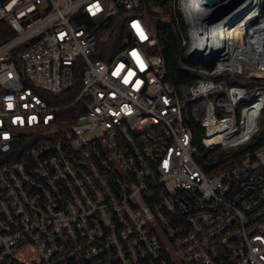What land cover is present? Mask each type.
I'll use <instances>...</instances> for the list:
<instances>
[{
  "label": "built area",
  "instance_id": "built-area-1",
  "mask_svg": "<svg viewBox=\"0 0 264 264\" xmlns=\"http://www.w3.org/2000/svg\"><path fill=\"white\" fill-rule=\"evenodd\" d=\"M153 1L0 0V264H264V144L207 174L184 118L212 149L260 132L264 0H171L185 98Z\"/></svg>",
  "mask_w": 264,
  "mask_h": 264
},
{
  "label": "trees",
  "instance_id": "trees-1",
  "mask_svg": "<svg viewBox=\"0 0 264 264\" xmlns=\"http://www.w3.org/2000/svg\"><path fill=\"white\" fill-rule=\"evenodd\" d=\"M170 1L171 0H157L153 2L159 5H166ZM149 15H152L150 11ZM156 15L157 14H154L152 16L158 21L155 33L159 42V52L165 59V68L168 73L167 78L173 86L180 91L181 97H188V85L194 82L199 74L196 71L194 72L185 68L180 62L178 55L180 39L177 35L176 20L171 18V15L164 19L161 15L158 18H155ZM118 38V34L113 31L109 38V42L107 41L103 43L101 45V52H98L95 56L106 60L110 59L113 51H115V47H119V44L116 43V46L114 45V50L112 51L109 50L102 52V50L105 47H112V41H117ZM82 75V66L78 64L76 66V84L78 86L81 84ZM259 81L261 80L258 78L247 79V82L249 83H256ZM262 116H264V112ZM184 118L193 132L194 144L198 147V153L196 155L197 161L207 174H215L218 170L231 166L241 157V155L253 151L260 145L264 144V130L260 129V132L253 137V141L246 147L232 150H221L219 148L212 149L205 141L204 127L192 117L191 111L186 112Z\"/></svg>",
  "mask_w": 264,
  "mask_h": 264
},
{
  "label": "rangeland",
  "instance_id": "rangeland-1",
  "mask_svg": "<svg viewBox=\"0 0 264 264\" xmlns=\"http://www.w3.org/2000/svg\"><path fill=\"white\" fill-rule=\"evenodd\" d=\"M144 10L146 13H148V15H145V20L153 29L156 28L158 21H156V19H154L152 15L157 14L155 18H158L161 15L163 19L171 15V18L174 19L175 13H177V9L175 8V5L172 1H170L166 5H162V4L159 5L154 2L147 3L144 6ZM149 11L151 12L152 15H149ZM108 36H109V31L104 30L100 32L99 39L105 42L109 40ZM260 121H261V130H264V116H261ZM99 134H100V130L97 129L94 132L89 133L87 136L94 137L95 135H99Z\"/></svg>",
  "mask_w": 264,
  "mask_h": 264
},
{
  "label": "bare ground",
  "instance_id": "bare-ground-1",
  "mask_svg": "<svg viewBox=\"0 0 264 264\" xmlns=\"http://www.w3.org/2000/svg\"><path fill=\"white\" fill-rule=\"evenodd\" d=\"M191 3H192V7L194 8V10L191 12V16H192V20L193 22H197L198 20V16L199 14L201 13L200 10L198 11H195V0H191ZM203 34H207L209 35V32L208 31H205Z\"/></svg>",
  "mask_w": 264,
  "mask_h": 264
},
{
  "label": "water",
  "instance_id": "water-1",
  "mask_svg": "<svg viewBox=\"0 0 264 264\" xmlns=\"http://www.w3.org/2000/svg\"><path fill=\"white\" fill-rule=\"evenodd\" d=\"M205 2H208L209 4H211V3H213V4H215L216 2H215V0H204ZM199 61V60H198ZM200 62V61H199Z\"/></svg>",
  "mask_w": 264,
  "mask_h": 264
}]
</instances>
